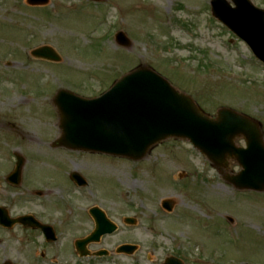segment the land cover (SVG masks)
I'll return each instance as SVG.
<instances>
[{"label": "rangeland", "instance_id": "374dc122", "mask_svg": "<svg viewBox=\"0 0 264 264\" xmlns=\"http://www.w3.org/2000/svg\"><path fill=\"white\" fill-rule=\"evenodd\" d=\"M210 1L49 0L30 6L0 0V205L12 217L34 211L52 221L66 232L64 253L94 230L90 208H101L118 226L89 245L91 252L108 250L109 257L71 251L66 264H159L172 255L188 264H264V191L239 190L228 180L242 170L236 158L217 168L182 138L160 142L140 160L52 146L62 136L54 100L59 89L98 97L140 67L164 77L212 118L221 108L254 118L264 139V64L212 16ZM253 1L264 8V0ZM120 31L130 38L128 47L117 43ZM40 46L52 47L61 61L32 56ZM13 91L21 104L9 102ZM27 116L38 126L21 124ZM234 143L246 148L244 136ZM14 153L27 159L18 186L6 180ZM73 171L91 181L82 192L70 185L67 173ZM37 189L44 193L40 200L30 196ZM162 200L173 201L171 214ZM126 217L137 224H125ZM16 227L0 230V264H50L53 253L38 233ZM123 244L139 250L117 253Z\"/></svg>", "mask_w": 264, "mask_h": 264}, {"label": "water", "instance_id": "95a60500", "mask_svg": "<svg viewBox=\"0 0 264 264\" xmlns=\"http://www.w3.org/2000/svg\"><path fill=\"white\" fill-rule=\"evenodd\" d=\"M28 2L31 5H46L49 0ZM234 2L236 8H232L226 0H212L215 15L243 37L264 61V10L256 9L248 0ZM117 41L125 47L131 43L123 32L117 34ZM32 54L53 61L61 59L48 46L38 48ZM55 103L61 115L63 134L54 142V147L64 146L139 160L166 138H188L217 166L224 165L227 157L237 158L244 169L236 177L229 178L237 188L264 190L261 124L228 108L220 109L218 118L212 119L191 97L178 92L149 68L134 70L99 98L85 99L60 90ZM238 136L245 137L247 148L235 147L234 139ZM23 165L24 158L18 156L17 167L9 176L11 183H20ZM73 179L78 184H85L78 173L73 174ZM172 205L171 201L164 202L167 209H171ZM91 213L96 220V230L87 239L78 241V248L83 249L87 243L98 241L103 234L115 230L114 224L98 208L92 209ZM0 219L6 225L15 221H32L28 218L9 220L8 214L1 209ZM127 222L134 220L127 219ZM135 249V246L125 245L119 251L133 253Z\"/></svg>", "mask_w": 264, "mask_h": 264}, {"label": "flooded vegetation", "instance_id": "af4514ba", "mask_svg": "<svg viewBox=\"0 0 264 264\" xmlns=\"http://www.w3.org/2000/svg\"><path fill=\"white\" fill-rule=\"evenodd\" d=\"M40 217H41V216H40ZM38 219H40V221H41L42 223H44V224L52 225L53 228H54V233H56V237H58V234H60V232H58V231L56 230V227L54 226V224L52 223V221H50V220H48V219H46V218H44V217H41V218L38 217ZM16 226H17L16 228H18V227H22L24 230H26V229H27V230L30 229L31 231L37 232V233H38V236H40V237L42 238V244H43V246H44L43 248H46V246L49 247V248H51V250H48V248H46V249H47L50 253H53V256L55 255L56 250H57L56 247H55V244L57 243V241L53 242V241L48 240L47 237H46V235L44 234L43 230H41V229H36V228L25 227L24 225H16ZM11 230H13V229H11ZM0 244H1V239H0ZM50 244H51V246H50ZM153 250L155 251V248H154ZM71 251H73L74 254L76 255L77 249H76V245H75V243H74L73 247H70L68 251H65V253L61 250V251L59 252V257L62 258V259H64L65 262H68V260H67L66 258L70 255ZM77 254H78V252H77ZM33 256H34V255H33ZM64 256H65V257H64ZM34 257H35V256H34ZM41 258H42V260H45V259L47 258L46 251H44V252L41 253ZM157 259H158V258H157ZM157 259H156V262H157ZM178 259L181 261L182 264H188L187 261H186L185 259H183V258H178ZM164 261H166V258H164V259H163V262H160L159 264H163ZM156 264H158V263H156Z\"/></svg>", "mask_w": 264, "mask_h": 264}, {"label": "bare ground", "instance_id": "6f19581e", "mask_svg": "<svg viewBox=\"0 0 264 264\" xmlns=\"http://www.w3.org/2000/svg\"><path fill=\"white\" fill-rule=\"evenodd\" d=\"M8 99H9V102L12 104V106H14L15 103H17V102H18V104H21V102L18 99L17 93L15 91L12 92V95L9 96ZM21 120H22L21 124H24V125L27 124V125H29V127L30 126H38V123L31 116H27V118H23ZM18 127L22 133L27 134V138L29 139L30 143H33V144L36 143L35 141L32 140V137H30L31 131H29L28 129H25L23 126H20V125ZM114 174L118 175L117 172ZM121 174L123 175V173H120L118 176H120Z\"/></svg>", "mask_w": 264, "mask_h": 264}]
</instances>
